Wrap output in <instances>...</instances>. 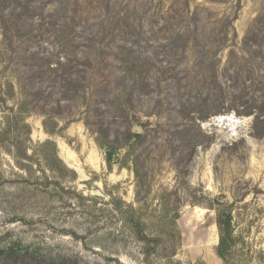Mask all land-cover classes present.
<instances>
[{"label": "rangeland", "instance_id": "374dc122", "mask_svg": "<svg viewBox=\"0 0 264 264\" xmlns=\"http://www.w3.org/2000/svg\"><path fill=\"white\" fill-rule=\"evenodd\" d=\"M263 99L264 0H0V250L264 264Z\"/></svg>", "mask_w": 264, "mask_h": 264}, {"label": "trees", "instance_id": "16d2710c", "mask_svg": "<svg viewBox=\"0 0 264 264\" xmlns=\"http://www.w3.org/2000/svg\"><path fill=\"white\" fill-rule=\"evenodd\" d=\"M59 65H61L59 63ZM71 93L68 90L67 94ZM246 116L253 117V135L256 139L264 138V99L257 101L254 106L250 107L245 113ZM89 128V123L84 122ZM27 126V125H26ZM28 128V126H27ZM5 132H0V137L4 135ZM141 139L140 135L134 136L130 130L125 132V140L131 141L132 138ZM100 146L109 149L108 152V164H111L112 158V147L105 145L98 140ZM112 149V151H111ZM24 156V155H20ZM64 172L71 173L76 176V173L68 169L63 165ZM216 224L220 232V244L217 250V254L223 260H227L231 250L234 246V241L232 240V216L231 214L220 213ZM146 240V238H143ZM230 256V255H229ZM0 264H84L83 261L77 256H60V255H44L36 250L29 249H16L13 247L1 249L0 250Z\"/></svg>", "mask_w": 264, "mask_h": 264}, {"label": "water", "instance_id": "95a60500", "mask_svg": "<svg viewBox=\"0 0 264 264\" xmlns=\"http://www.w3.org/2000/svg\"><path fill=\"white\" fill-rule=\"evenodd\" d=\"M134 133H136V132H134Z\"/></svg>", "mask_w": 264, "mask_h": 264}]
</instances>
